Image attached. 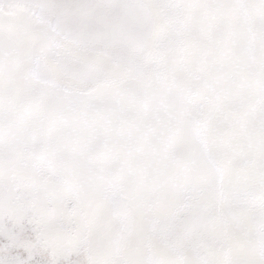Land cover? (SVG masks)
Wrapping results in <instances>:
<instances>
[{
    "label": "snow or ice",
    "instance_id": "1",
    "mask_svg": "<svg viewBox=\"0 0 264 264\" xmlns=\"http://www.w3.org/2000/svg\"><path fill=\"white\" fill-rule=\"evenodd\" d=\"M0 264H264V0H0Z\"/></svg>",
    "mask_w": 264,
    "mask_h": 264
}]
</instances>
